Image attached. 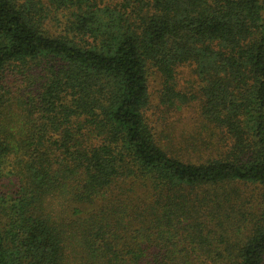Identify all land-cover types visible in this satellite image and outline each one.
Instances as JSON below:
<instances>
[{
  "label": "trees",
  "instance_id": "trees-1",
  "mask_svg": "<svg viewBox=\"0 0 264 264\" xmlns=\"http://www.w3.org/2000/svg\"><path fill=\"white\" fill-rule=\"evenodd\" d=\"M0 264H264V0H0Z\"/></svg>",
  "mask_w": 264,
  "mask_h": 264
}]
</instances>
